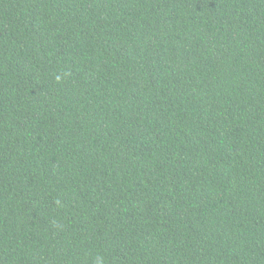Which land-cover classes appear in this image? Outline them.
Returning <instances> with one entry per match:
<instances>
[{
	"label": "trees",
	"instance_id": "obj_1",
	"mask_svg": "<svg viewBox=\"0 0 264 264\" xmlns=\"http://www.w3.org/2000/svg\"><path fill=\"white\" fill-rule=\"evenodd\" d=\"M0 264H264V0H0Z\"/></svg>",
	"mask_w": 264,
	"mask_h": 264
}]
</instances>
